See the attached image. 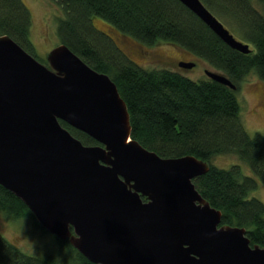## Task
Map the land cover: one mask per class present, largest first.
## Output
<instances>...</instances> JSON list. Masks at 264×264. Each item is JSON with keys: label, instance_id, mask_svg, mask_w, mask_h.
<instances>
[{"label": "water", "instance_id": "water-1", "mask_svg": "<svg viewBox=\"0 0 264 264\" xmlns=\"http://www.w3.org/2000/svg\"><path fill=\"white\" fill-rule=\"evenodd\" d=\"M179 1L230 47L252 51L202 0ZM47 62L0 35V185L44 229L97 264H264V247L246 228L221 225L222 211L196 188L209 162L161 157L133 139L117 84L66 44ZM206 74L237 88L225 74Z\"/></svg>", "mask_w": 264, "mask_h": 264}, {"label": "trees", "instance_id": "trees-1", "mask_svg": "<svg viewBox=\"0 0 264 264\" xmlns=\"http://www.w3.org/2000/svg\"><path fill=\"white\" fill-rule=\"evenodd\" d=\"M63 11L57 36L99 72L108 74L125 100L132 138L161 157L193 155L210 163L207 173L193 179L210 204L222 211L221 225L244 227L251 244L264 247V203L250 194L258 179L239 164L220 168L211 160L234 153L264 181V135H251L241 119L237 90L240 81L256 70L264 81V0H202L232 23L242 41L254 47L248 54L226 44L179 0H50ZM147 45L177 44L222 70L236 89L209 77L194 80L170 69H147L134 62L93 18ZM32 13L23 0H0V35L7 34L38 57L31 40ZM232 32V31H231ZM86 145L98 142L60 120ZM145 198V197H143ZM0 211L18 219L31 217L35 227L49 233L17 195L0 185ZM0 264H97L69 239L54 235L53 249L32 255L0 233Z\"/></svg>", "mask_w": 264, "mask_h": 264}, {"label": "rangeland", "instance_id": "rangeland-1", "mask_svg": "<svg viewBox=\"0 0 264 264\" xmlns=\"http://www.w3.org/2000/svg\"><path fill=\"white\" fill-rule=\"evenodd\" d=\"M23 1L32 13L31 40L35 45L36 53L40 59L47 61L49 52L60 44L56 29L57 20L59 17H63V11L50 0ZM252 1L253 4H258V0ZM213 13L238 39L242 40L232 27V23L229 24V20ZM93 21L100 30L113 37L118 46L134 62L144 68L170 69L194 80L207 78V70L224 74L222 70H218L205 59L177 44L158 42L155 45H147L121 33L114 26L99 18L95 17ZM251 47L253 46L251 45ZM183 60L195 62V66L193 68L179 66V62ZM237 95L241 104V119L247 131L251 135L257 132L264 135V81L256 70L250 71L240 81ZM211 163L225 169L239 164L246 175L255 177L259 181L257 189L250 196L256 197L264 203V181L258 178L250 166L240 160L236 154L217 155L211 160ZM0 233L28 254H43L54 247V235L36 228L31 217L13 219L0 211Z\"/></svg>", "mask_w": 264, "mask_h": 264}, {"label": "flooded vegetation", "instance_id": "flooded-vegetation-1", "mask_svg": "<svg viewBox=\"0 0 264 264\" xmlns=\"http://www.w3.org/2000/svg\"><path fill=\"white\" fill-rule=\"evenodd\" d=\"M183 61H185V60H183ZM180 62H181V61H180ZM180 62H179V63H180Z\"/></svg>", "mask_w": 264, "mask_h": 264}]
</instances>
